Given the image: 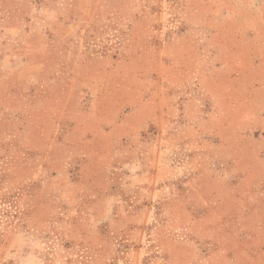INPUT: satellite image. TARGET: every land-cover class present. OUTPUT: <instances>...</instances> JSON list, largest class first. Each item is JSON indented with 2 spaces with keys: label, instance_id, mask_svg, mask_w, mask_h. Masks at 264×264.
<instances>
[{
  "label": "rangeland",
  "instance_id": "1",
  "mask_svg": "<svg viewBox=\"0 0 264 264\" xmlns=\"http://www.w3.org/2000/svg\"><path fill=\"white\" fill-rule=\"evenodd\" d=\"M0 264H264V0H0Z\"/></svg>",
  "mask_w": 264,
  "mask_h": 264
}]
</instances>
